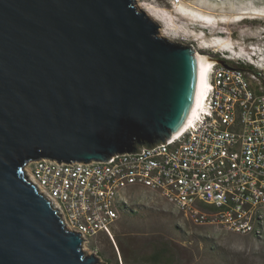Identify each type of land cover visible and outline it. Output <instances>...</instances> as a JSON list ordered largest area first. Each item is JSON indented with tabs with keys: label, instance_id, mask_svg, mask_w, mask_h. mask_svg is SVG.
Instances as JSON below:
<instances>
[{
	"label": "water",
	"instance_id": "95a60500",
	"mask_svg": "<svg viewBox=\"0 0 264 264\" xmlns=\"http://www.w3.org/2000/svg\"><path fill=\"white\" fill-rule=\"evenodd\" d=\"M198 80L194 48L159 35L135 0H0V264H100L25 164L164 141Z\"/></svg>",
	"mask_w": 264,
	"mask_h": 264
},
{
	"label": "built area",
	"instance_id": "2783aa9c",
	"mask_svg": "<svg viewBox=\"0 0 264 264\" xmlns=\"http://www.w3.org/2000/svg\"><path fill=\"white\" fill-rule=\"evenodd\" d=\"M205 56L209 87L178 133L104 160L27 162L34 184L84 243L110 234L134 187L156 191L194 224L225 222L247 234V211L264 205L263 73Z\"/></svg>",
	"mask_w": 264,
	"mask_h": 264
},
{
	"label": "rangeland",
	"instance_id": "374dc122",
	"mask_svg": "<svg viewBox=\"0 0 264 264\" xmlns=\"http://www.w3.org/2000/svg\"><path fill=\"white\" fill-rule=\"evenodd\" d=\"M135 5L159 24V35L204 55L251 64L264 79V0H135ZM127 201L131 211H120L110 234L83 244L100 264H147L157 248H165L163 264H264V229L256 237L194 224L147 188L129 189Z\"/></svg>",
	"mask_w": 264,
	"mask_h": 264
},
{
	"label": "bare ground",
	"instance_id": "6f19581e",
	"mask_svg": "<svg viewBox=\"0 0 264 264\" xmlns=\"http://www.w3.org/2000/svg\"><path fill=\"white\" fill-rule=\"evenodd\" d=\"M182 39H186L185 36L181 37ZM195 55L197 56L199 60V80H198V89H197V95L195 102L192 105L191 111L184 123V126L187 123H190L193 118L197 114V109L202 103V99L204 97V93L206 92V89L209 87L208 81H207V71L209 68V65L211 63V60L207 58L204 54H201L197 51H195ZM257 67V66H256ZM263 68V67H262ZM257 70V69H256ZM259 70V69H258ZM264 71V70H263ZM183 126V127H184ZM28 164H25V171L31 181L34 182L33 178L30 176L28 171ZM40 189V187H38ZM246 222H247V234H251L256 237H260L263 234L264 229V205H259L257 207H253L250 211H247L246 215ZM219 228L236 233L234 231V226L225 222H219Z\"/></svg>",
	"mask_w": 264,
	"mask_h": 264
},
{
	"label": "trees",
	"instance_id": "16d2710c",
	"mask_svg": "<svg viewBox=\"0 0 264 264\" xmlns=\"http://www.w3.org/2000/svg\"><path fill=\"white\" fill-rule=\"evenodd\" d=\"M254 3H256V2H254ZM217 56H219V55H217ZM219 59L223 60L227 64H230V65H233V66H236V67H240V68H242L244 70L252 71L255 74H257L259 72L258 70H256V68H253V66L250 65V64H247L246 66H243L239 62L236 63V62L224 59L223 57H219ZM260 79H262V77ZM260 84L262 85V89L264 90V79H262L260 81ZM139 140H142L141 137H138V135L134 134L132 136V139H131V145L136 144ZM120 211L122 213H128V212L131 211V207H127L126 205H124V206L121 207ZM116 239H117V242H118L119 246H122V242L120 241V234L119 233H117ZM164 254H165V248H157L150 255H148L146 257V261L145 262L147 264H163V263L166 262V259L163 256Z\"/></svg>",
	"mask_w": 264,
	"mask_h": 264
}]
</instances>
